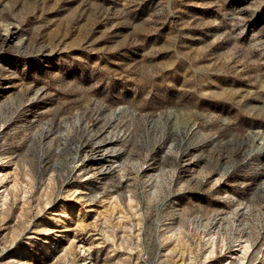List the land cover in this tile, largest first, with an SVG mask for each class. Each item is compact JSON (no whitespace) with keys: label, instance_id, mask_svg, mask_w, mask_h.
Returning <instances> with one entry per match:
<instances>
[{"label":"rangeland","instance_id":"1","mask_svg":"<svg viewBox=\"0 0 264 264\" xmlns=\"http://www.w3.org/2000/svg\"><path fill=\"white\" fill-rule=\"evenodd\" d=\"M0 264H264V0H0Z\"/></svg>","mask_w":264,"mask_h":264},{"label":"bare ground","instance_id":"2","mask_svg":"<svg viewBox=\"0 0 264 264\" xmlns=\"http://www.w3.org/2000/svg\"><path fill=\"white\" fill-rule=\"evenodd\" d=\"M80 248H81V249H84V248H85V246H84L83 244H81ZM85 259H86V258H85Z\"/></svg>","mask_w":264,"mask_h":264}]
</instances>
